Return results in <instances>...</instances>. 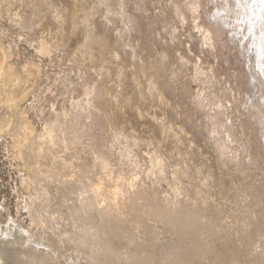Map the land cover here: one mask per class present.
I'll list each match as a JSON object with an SVG mask.
<instances>
[{
  "label": "rangeland",
  "instance_id": "obj_1",
  "mask_svg": "<svg viewBox=\"0 0 264 264\" xmlns=\"http://www.w3.org/2000/svg\"><path fill=\"white\" fill-rule=\"evenodd\" d=\"M184 3L185 0H111L109 4L114 10H121L124 7L131 26L130 32L126 31L124 37L120 38V51L116 52L115 48L106 47L95 38L85 43L87 26L84 22L88 18L94 31L102 32L101 36L107 34L111 45L116 44L117 36L113 28L117 24L123 26L124 23L121 22L119 15H110L109 4L101 0L16 2L15 7L22 6L23 13L26 15L25 22L29 27L33 23L39 24L43 32L48 34L47 37L59 34L60 48L52 55L53 57L43 58L44 62L38 58L41 64H45L44 75L36 81L35 91L33 90L30 96H20L18 99L24 107L27 106L29 114L31 113L39 129L42 124L37 118V109L40 110L44 106L50 109L54 99L59 105L58 110L62 111V108L64 110L65 107H70L72 96L78 97L81 93L80 75L84 72L89 81L96 82L97 109L100 110L104 119L107 116L110 117L120 133L129 137V141L124 140L123 145H131L139 155L141 163L138 166H129L127 162L119 159L118 154L116 156L112 153L108 154L112 162L118 164V169L123 168L128 177L132 174L141 177L137 182V190H143L149 198L157 192L163 199L165 197L174 199L180 184L184 189V195L181 197L196 200L206 208L204 221L211 222L213 216V218L220 216L230 222L245 218L246 224H254L255 219L252 215L257 212V217H260L264 225V162L262 160L264 135L260 133L259 126L255 125L253 120L247 119L245 110L243 114L238 111L241 106L243 107L249 89L248 77L243 74L245 70L247 75L249 73L248 56L245 57L247 53L232 41L231 36L221 37L217 44L218 50L204 48L203 38L194 30V26L181 24L177 16L176 8L182 6L183 9ZM201 3L203 5L205 0H201ZM93 5L96 6L95 9ZM184 10L187 12V19L190 20L191 13L186 8ZM3 12L0 16V33H8L9 37H15L21 29L12 24L8 14ZM61 14L66 17V20L62 21L63 24H60ZM58 16L59 19H57ZM103 16L110 17L111 21L108 20L109 23L106 24ZM60 25H63L61 29ZM39 34L38 29L37 35ZM0 39L6 45L11 43L9 38L2 35ZM16 51L12 62L18 72L21 70L22 61L24 62L26 57H32L34 53L25 45H20ZM116 55H119L121 59L117 60ZM182 61L187 64H182ZM197 63H202L203 67L209 71L214 70L221 81V84L213 89V100L234 105L235 112L242 118L238 117V125L236 124L235 127H239H236V133L244 134V137L246 136L255 146L252 145L251 149L254 150L252 152L251 149L245 150L237 144L238 160L247 162L248 166L253 167L254 170L243 173L239 170L241 164L238 162L240 161L224 162L225 158L222 157L219 142L213 138L209 129L211 124L209 113L194 102V95L203 88L194 80ZM49 75L52 78L49 79ZM52 92H56L57 97L54 98L51 95ZM34 95L38 97L35 107L32 105ZM254 108H251L252 111L255 110ZM17 109L15 105L10 108L13 116H16ZM98 132L96 130L94 136L83 139L79 148L75 149L72 155H68L70 158L79 157L80 161L76 164H83L81 166L84 169L94 173L88 171L91 175H95L100 168L98 155L93 147L95 145L97 148L103 144V139H98ZM110 139L108 137V141ZM13 153L11 137L0 134V208L5 209L2 212L3 218L8 211L12 219L18 218L33 233L46 230L48 234H63L65 224L69 232H72L74 226L72 229V225L67 223L68 219H63L64 224L59 227H57L59 223L56 225L55 220V222L52 221L54 226L49 224L45 228H41L36 221L31 220L29 212L24 209H26V202L31 201V195L35 192V183L31 181L26 170L22 171ZM156 153L166 162V176L162 178L149 174L153 167L151 156ZM251 153L254 154L255 160L250 161ZM256 162H260L259 169ZM53 169L52 162L44 168L46 174ZM106 179L111 180L108 177ZM58 183L60 182L47 183L54 205H59L64 199V190ZM204 196L207 197L206 203L203 200ZM72 200L68 199L67 202ZM257 201L258 205L255 204ZM12 225L15 231L18 226ZM3 226H8L6 221L2 223L1 227ZM75 231L76 227L73 232ZM233 243L228 245L223 243L222 246L221 243L218 244L217 253H224L219 256V261H223L228 254V258L231 257L230 254L237 251L234 255L241 258L243 262L249 263L248 258L251 261L254 259L252 264L258 263L257 258L243 255L244 251L242 253L241 250L238 251L239 247L237 248V244ZM65 244H62V253L57 255V257L60 255L61 259L58 257L60 263L79 264L80 259L74 258L78 252L73 250L75 248L73 244L69 242ZM230 245L233 248L236 246L233 249L235 251L226 252L225 250L231 249ZM221 247H228V249L225 248L223 249L225 252H220ZM257 248L262 251L264 245H258ZM67 252L74 257L70 258ZM79 254L82 257L81 251ZM226 259L227 257L224 261ZM258 259L259 264H264V260H261L264 257ZM82 260L86 261V258ZM198 262L197 264H200Z\"/></svg>",
  "mask_w": 264,
  "mask_h": 264
},
{
  "label": "bare ground",
  "instance_id": "obj_2",
  "mask_svg": "<svg viewBox=\"0 0 264 264\" xmlns=\"http://www.w3.org/2000/svg\"><path fill=\"white\" fill-rule=\"evenodd\" d=\"M101 1L109 4L111 0ZM16 2H23V0H0V16H2V11H4L8 14L12 24H21L29 27L25 22L26 15L23 13L22 6L18 5L15 7L14 4ZM181 7L180 14L184 16L185 20H188L187 12ZM108 9L110 15H119L121 22L124 23L123 26L117 24L113 28L116 32L119 31L121 33L120 38H123L126 31L130 32L131 30L127 19V11L124 7L121 10H114L110 4ZM65 20L66 17L64 14H61L60 24ZM89 20L87 18L84 22V25L87 26L85 35V41L87 40V42L93 39L89 37V32L94 31V27L88 22ZM108 20H110V17H108ZM62 26L60 25V29ZM202 26L205 28V31L209 30L205 22H202ZM94 32L96 36H101L102 34L98 30ZM58 37L59 34L47 37L48 42L52 45L53 54L60 49ZM232 41L235 42L233 39ZM5 45L4 41L0 39V48L5 47ZM18 48L15 45L8 51L7 63L13 68L12 61ZM208 49L218 50L217 44L210 45ZM3 58L4 53L0 52V64L3 63ZM39 60L45 61L44 59ZM39 60L35 61L39 65V70H33L29 74H24L23 64L21 63L20 71L9 72L6 67L4 74L0 76V124L6 129L2 134L11 137L13 155L15 154L14 158L18 160L22 171L26 170L31 181L35 183V192L31 195V201L26 202L27 204L25 205L30 218H32L31 220L36 221V224L40 225L41 228H45V226L48 227L49 224H53V220L50 219L52 216L56 217L55 224L59 223L57 227L64 224L63 219H68L70 222L65 221V223H70L72 229L73 226L74 229L76 227L77 232H73V229V231L71 230L72 234L67 229L68 226H65L67 224H65V229L62 230L64 231L63 234H55L54 229V234H48L46 230L33 233L18 218L13 217V224H16L18 227L14 231V225H11L13 238L7 244L0 239V259L11 260L14 264H34L37 259L51 260L52 264H61L58 259L60 255L58 257L57 255L62 253V244L69 242V244H73L75 247L73 249L71 246V249L77 250L75 252H78V255L74 253L76 255L74 257L70 256L68 252L67 254L70 258L80 259L79 264H101V262L103 264H197L200 260L202 261L198 262L200 264L248 263L247 261H244V263L241 258L234 255L237 252L233 250L236 246L233 248L231 245V249L225 251L233 250L235 251L234 254H230V256L232 255L229 257L230 259L228 258V254L226 261H224L225 256L223 261H219V256H222L221 254L224 253H217L218 244L221 243L220 245L222 246L223 243L228 245L234 242L233 244H237V248L239 247L238 251L241 250V253L244 251L243 255L247 257L257 258V264H259L258 258L264 257V253H262L264 250H259L257 246L264 245V239H262L264 238V225L260 221V217H257V212H254L252 215L255 219L254 224H246L245 218L230 222L220 216L215 218L213 216V221L207 222L208 220H203L204 214L207 211L206 208L196 200L181 197L184 195V189L180 184H178L174 199H168L167 197L163 199L157 192H154L152 198H149L143 190H137L136 188L133 192L127 187L123 180H121V177H129L123 171V168L119 167L118 169V164L113 163L108 154L112 153L115 156L118 154L119 159L127 162L129 166H138L141 160L131 145H123L124 140L129 141V137L120 133L110 117L107 116L104 119L100 110L97 109L95 103L97 96L96 82L89 81L84 72L80 75L81 93L78 97L72 96L70 107H65L64 110L62 108V111L57 109L56 112H52L50 107H48L50 109H46L45 106L40 108L41 118L45 119V123L55 125L54 131L56 133L55 148L50 147V141L44 142L42 145L39 134L43 132V125L39 129L37 128L36 122L30 115L31 113L29 114V109H27V106L24 107L21 100L18 99L20 96H30V93L34 90L36 81L44 75L45 64H41ZM182 64L187 63L182 61ZM246 73L245 70L243 74L248 77ZM50 78L52 76L49 75ZM194 80L203 86L202 90L194 95V102L208 111L211 120L209 129L213 138H216L219 142L222 157L225 158L224 162L226 163L227 160L232 162L240 161L238 162L241 164L239 170L243 173L254 170L252 169L253 167L248 166L247 162H241V159L238 160L236 145L239 144L246 150L251 149L253 144L249 142L246 136L244 137V134L237 135L236 133L237 126L235 127V125L240 116L235 112L234 105L213 100V89L221 84L215 71H209L203 67L202 63H197ZM92 85L95 86L92 110L90 112L87 110H74L73 100H79L84 94V88ZM35 98L37 101L38 97ZM10 101H14L11 106ZM229 102L231 103V101ZM14 105L18 108L15 112L16 116H13L10 110ZM83 107L84 105H81V108ZM243 107L241 106L238 111L243 114V110H245L247 119L253 120V123L259 126L260 133L264 135L259 108L255 105L245 106V103ZM252 107H255V110L252 111ZM240 119L242 118L240 117ZM228 121H231V123H228ZM26 123L30 124L31 129L35 131V136H33L32 132L26 134L23 131V125ZM9 124L11 125L10 128L8 127ZM243 127L245 128L244 124ZM96 130L99 131L98 139H103V144L97 148L95 145L93 146L98 155L100 168L95 172V175H91L88 174L89 170L81 166L83 164H76V162L80 161L79 157L70 158L68 155L79 148V144L83 139H88L91 135L94 136ZM25 136H27L29 142L21 148L20 145L23 144L22 137ZM229 136L232 138L230 142ZM108 137L111 138L109 141ZM41 146L44 148L43 152L40 151ZM251 157L250 161L255 160L254 154L251 153ZM151 158L152 162L155 159H160L164 162L162 167H152L150 169L151 174L156 175L158 178L165 177L167 167L164 158L157 153L152 154ZM262 160L264 162V156ZM51 162L54 169L49 170V173L46 174L44 168ZM105 162L110 166L107 172L104 171ZM256 164L257 169H259L260 162H256ZM69 177H74V179H69ZM107 177H110L109 180H111L107 181ZM101 180H103L105 185L103 191L99 194L94 193L92 189ZM51 181L60 182L58 184L64 190V193L62 192L64 199L63 201L61 200L59 205H54L51 200L50 188L47 184ZM117 181H120V183L117 184ZM116 188H120L119 196H117L115 191ZM66 198L73 200L72 202H67L68 199ZM203 200L206 203L207 197L204 196ZM255 204L258 205L259 202L257 201ZM6 212L7 215H10L8 211ZM0 216V219H2L3 214L0 213ZM41 218H43V223H41ZM2 221L5 223L4 218ZM18 228L23 229V232L28 233V235L25 236ZM0 230L8 231L9 226L1 227L0 225ZM37 244L43 245V249L37 248ZM228 247L225 248L228 249ZM49 248L51 252L48 251ZM221 248L222 250L219 249V251L225 252L223 250L225 248ZM80 251L82 252V257L79 254ZM195 257L200 260H196ZM83 258H86V261H83ZM247 260L249 261L248 264H252L254 259L251 261L247 258ZM62 264L64 263L62 262Z\"/></svg>",
  "mask_w": 264,
  "mask_h": 264
},
{
  "label": "snow or ice",
  "instance_id": "obj_3",
  "mask_svg": "<svg viewBox=\"0 0 264 264\" xmlns=\"http://www.w3.org/2000/svg\"><path fill=\"white\" fill-rule=\"evenodd\" d=\"M95 7L96 6L93 5V9H95ZM183 7L191 13V19L185 20L184 16L180 14V7L178 6L176 8V12L181 24H190L194 26V30L203 37L204 48H208L213 44H218L221 37L231 36L236 45L242 51L247 53L249 69L247 83L250 90L244 99V103L245 106L255 105L259 108L261 113V125L264 127V0H205L203 5L200 3V0H185ZM57 19H59V16ZM103 19L106 24L109 23L108 16H103ZM202 22H206L208 24V31H205V28L202 26ZM16 27L21 29V31L18 32L15 37H9L8 33H0V35L11 40V43L0 48V52L4 53L3 63L0 64V76L4 74L6 67L9 72L16 71V68L9 66L7 63L8 51L11 50L13 45H16L17 47L25 45L27 48L33 50L34 55L30 58L26 57V62L22 61L24 74H29L33 70H39V65L35 61L38 58L43 59L45 57H51L53 54L52 45L47 39L48 34L43 32L39 24L33 23L31 27L17 24ZM38 29L40 30L39 35H37ZM116 36V44L111 45L110 37L107 34L104 36H96L94 31L89 32L90 38H95L106 47L115 48V51L119 52V38L121 33L117 31ZM85 43H87V40ZM124 55L125 57L127 56L126 53ZM115 58L117 60L121 59L119 55H116ZM133 58H135V54H133ZM17 67H19V65ZM83 92L84 94L79 100H73V108L74 110H87L90 112L92 110L95 96V86L92 85L90 87H86ZM51 95L55 98L58 94L56 92H52ZM13 103L14 101H10V106ZM32 103L35 107V98L32 99ZM81 105H84V107L81 108ZM58 107L59 105L54 99L50 110L52 112H56ZM37 112V118L40 119V122L43 125V132L39 134L40 141L42 142V145L44 142L50 141V147L55 148V125L45 123L41 118V110L37 109ZM65 115H67V113H65ZM228 123H231V121H228ZM8 127L10 128L11 125L9 124ZM5 130L6 129L3 125L0 124V134H2ZM23 131L26 134L32 132L33 136L36 135L35 131L31 129L30 124L28 123L23 125ZM213 135H215V133H213ZM231 139V136H229V142ZM22 140L23 144L20 145L21 148L24 144L29 142L27 136L22 137ZM40 151H44L43 146H41ZM163 163L164 162L162 160L155 159L153 167H162ZM109 167L110 166L105 162L104 171L107 172ZM149 174H151V172H149ZM69 179H74V177H69ZM140 179L141 177L136 174H132L129 178L121 177V180H123L127 187L133 192L136 190L137 182ZM116 183L119 184L120 181H117ZM104 187V182L101 180L100 183L92 189V191L99 194L103 191ZM115 191L117 196H119L120 188H116ZM4 211V208H0V213ZM25 211H27V209H25ZM50 219L55 221L56 217L52 216ZM4 220L9 226V230H0V239L7 244L8 241L13 238L11 232L13 220L11 215H6ZM2 223L3 222H0V225H2ZM41 223H43V218H41ZM20 231L25 236L28 235V233L23 232V229H20ZM36 247L43 249L44 246L37 244ZM48 251L51 252V249L49 248ZM0 264H14V262L11 260L0 259ZM34 264H52V261L37 259ZM101 264H103V262H101Z\"/></svg>",
  "mask_w": 264,
  "mask_h": 264
}]
</instances>
